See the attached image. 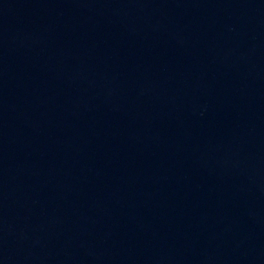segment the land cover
Listing matches in <instances>:
<instances>
[{
	"label": "water",
	"instance_id": "water-1",
	"mask_svg": "<svg viewBox=\"0 0 264 264\" xmlns=\"http://www.w3.org/2000/svg\"><path fill=\"white\" fill-rule=\"evenodd\" d=\"M0 264H264V0H0Z\"/></svg>",
	"mask_w": 264,
	"mask_h": 264
}]
</instances>
